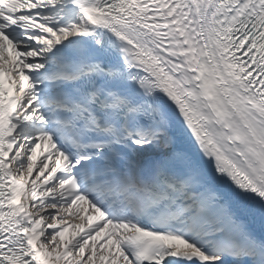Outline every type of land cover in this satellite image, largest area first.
<instances>
[{
	"label": "snow or ice",
	"instance_id": "snow-or-ice-1",
	"mask_svg": "<svg viewBox=\"0 0 264 264\" xmlns=\"http://www.w3.org/2000/svg\"><path fill=\"white\" fill-rule=\"evenodd\" d=\"M0 264H264V0H0Z\"/></svg>",
	"mask_w": 264,
	"mask_h": 264
}]
</instances>
